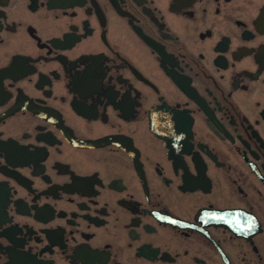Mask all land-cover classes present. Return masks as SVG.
Masks as SVG:
<instances>
[{"label": "flooded vegetation", "instance_id": "af4514ba", "mask_svg": "<svg viewBox=\"0 0 264 264\" xmlns=\"http://www.w3.org/2000/svg\"><path fill=\"white\" fill-rule=\"evenodd\" d=\"M0 264H264V0H0Z\"/></svg>", "mask_w": 264, "mask_h": 264}]
</instances>
